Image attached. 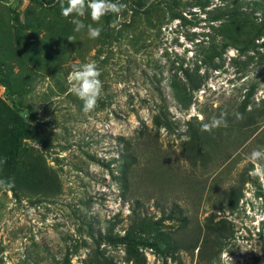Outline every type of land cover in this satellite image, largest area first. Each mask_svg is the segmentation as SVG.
Wrapping results in <instances>:
<instances>
[{
  "label": "rangeland",
  "instance_id": "1",
  "mask_svg": "<svg viewBox=\"0 0 264 264\" xmlns=\"http://www.w3.org/2000/svg\"><path fill=\"white\" fill-rule=\"evenodd\" d=\"M159 1L79 17L102 28L91 39L60 0H0V264H264V173L248 160L264 147V67L250 59L264 65V36L238 50L263 0ZM235 5L252 26L217 19ZM88 62L103 88L85 114L68 77ZM222 112L227 127L200 131ZM142 223L164 252L137 247L136 261L124 239Z\"/></svg>",
  "mask_w": 264,
  "mask_h": 264
},
{
  "label": "clouds",
  "instance_id": "2",
  "mask_svg": "<svg viewBox=\"0 0 264 264\" xmlns=\"http://www.w3.org/2000/svg\"><path fill=\"white\" fill-rule=\"evenodd\" d=\"M61 15L65 18L72 16L71 23L75 25L74 31L80 32L87 28V34L91 39L99 38L102 28L93 27L91 24L85 25L79 17L89 15L93 23L99 24L101 19L109 13H120L126 5L112 0H60ZM70 42H74V37H69ZM101 72L94 62L84 63L76 66L68 77L70 82L69 91L82 101V110L85 114L93 111L97 106L103 84L100 80ZM227 113L222 112L219 117H213L208 123H202L200 131L211 132L221 126L227 127ZM237 120H242L240 113H235ZM203 119V118H201ZM185 139H188L187 137ZM248 160L257 166L259 172L264 173V167H260L258 162L264 160V147L254 149L248 156ZM2 163H6V158ZM255 175L256 173H251ZM223 260V254L221 255ZM226 264V261H225Z\"/></svg>",
  "mask_w": 264,
  "mask_h": 264
},
{
  "label": "trees",
  "instance_id": "3",
  "mask_svg": "<svg viewBox=\"0 0 264 264\" xmlns=\"http://www.w3.org/2000/svg\"><path fill=\"white\" fill-rule=\"evenodd\" d=\"M114 0H112L113 2ZM164 1V0H162ZM158 2L160 3V1L158 0ZM258 2L255 3V5ZM178 5V0H172L170 4H165V7L171 11H174V8ZM238 5H235V7L230 10L227 14H220L217 16V19H222V17H227L229 19L232 20H242L245 24V26H252L251 23L247 22L245 19H243L242 17L245 15V13H242L241 11H238L237 9ZM140 8V7H139ZM261 18H257V22L258 24L255 27V30L252 34V37L241 41L239 39L233 38L234 42H242L243 46H241L240 48H238L240 54H246V51L252 47L250 45H253V40H257L261 37L264 36V0H263V4L261 7ZM107 19H111V14H107L106 15ZM237 32V27L234 28ZM236 36V35H235ZM264 45V44H263ZM225 46V44L223 45ZM254 46V45H253ZM253 51H255V49L252 47ZM251 62L255 63V65H260L262 67H264V65L259 61V59H257L255 61L254 57L251 56ZM254 86V85H253ZM253 86L250 87V89L248 90L247 94L245 95V99L243 101V108L246 107V105L248 104L249 99L252 97V93H253ZM162 116H155L154 118V123L157 126H165L168 127V122L166 121V117L165 115L162 113ZM26 134V124L23 120V118L16 113L15 115V124L13 126V128L10 131V139H11V148H10V152H9V157H8V165L11 167V169L14 166V163L18 157V152H19V140ZM146 227V225L144 223L140 224L139 226H136L137 230H138V234H135L133 232L128 233L125 236V242H126V253L129 257H133L135 259H137L136 261H138L139 259V254L137 253V247L140 248H149L151 250H154L155 252L162 254L164 252V245L161 243V240L158 238H154L152 240H148L145 239L141 236V232L139 233V231H143L144 228Z\"/></svg>",
  "mask_w": 264,
  "mask_h": 264
}]
</instances>
